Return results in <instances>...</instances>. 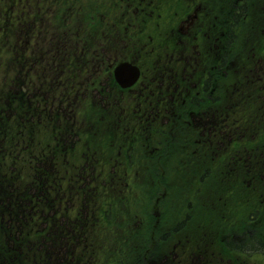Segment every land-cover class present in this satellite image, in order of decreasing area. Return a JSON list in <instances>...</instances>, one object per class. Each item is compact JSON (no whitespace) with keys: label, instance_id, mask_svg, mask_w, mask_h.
Masks as SVG:
<instances>
[{"label":"flooded vegetation","instance_id":"af4514ba","mask_svg":"<svg viewBox=\"0 0 264 264\" xmlns=\"http://www.w3.org/2000/svg\"><path fill=\"white\" fill-rule=\"evenodd\" d=\"M206 4L207 2L202 5L199 1L190 4L189 12L182 18V22H186L189 30L191 26L203 25L208 20L212 9L207 7ZM246 6L247 0H234L232 6L219 8L220 13L224 14V19L223 21H216L214 23L234 26L236 14L241 11L243 25L237 29L238 34L241 36L238 39L239 45L253 50V46L259 45V43L264 44V29L258 27L262 24L261 21L251 22L249 12H246ZM255 7L251 11L261 13L264 18V0H256ZM255 17L257 18V16ZM217 40L218 38L214 40L213 45L215 48L218 47ZM230 41L232 39L224 40L223 46L225 47L226 43L230 44ZM209 49L212 51L210 46ZM206 55L208 57L207 60L218 64L217 67L215 66L216 69L226 66V62L222 60V55H218L215 52L207 53ZM41 57L44 64L41 68L42 83L39 89L35 87L37 70L35 67L34 51L29 57V72L33 90L28 95V98L30 99V105H34L31 110L36 111V114L31 119L38 123L36 126L31 127L43 137L56 136L57 139H54L56 145L59 147V143H62L61 150H64V155H67V152H69L81 157L82 164L72 166L78 173L91 175L92 173L100 172L99 167L101 162L96 157L98 154L97 147L100 143L106 142L109 135L113 137L114 132H118L123 138V140H119L121 142L117 143V150L114 156H128V161H131L129 156L136 154L137 148L135 145L141 141V138L145 140L152 137L155 138L150 154L145 153L143 155V157L148 156L151 159L158 158L157 156L161 152L169 153L175 151L178 146L191 142L189 136L185 139V137L182 138L180 135H176L180 132L183 133L184 128L179 127V121L177 124L175 115L186 111L190 116H196V118L192 116L186 119L187 124H190L193 128L200 125L203 126L202 132L195 134L193 139L194 143H198V145L205 148L203 155H205L206 149L210 148L211 131H214L213 135H216L215 132L219 131V129L227 131L229 135L234 134L235 137L243 135L242 123L237 124L238 119H233L230 122L220 105L214 104L213 108H210L209 104H204L208 100L206 97H203V94L206 91L208 93V90L218 88V85L210 81L209 72L201 76L192 65H189L190 69L174 71L168 65L158 61L156 65L157 69H151L150 75L146 74V70L142 73L140 67L141 71L136 83L130 88L123 89L116 84L113 77V68L119 61L117 55L103 53L81 54L76 58L73 69H69L67 76L60 80L55 91H53L51 90L53 87L49 83V77L52 72L58 71L60 73L64 71V63H62L64 60L57 59V55L50 54H43ZM180 58H185L188 62L189 60H194L195 56L184 47ZM253 63L255 69L251 74ZM224 71L227 72L226 68ZM234 73L238 75L251 74V84L249 86L232 85L230 88L223 85L221 93L246 100L245 114L249 117L248 124L251 127L250 129L245 128V130H249V136L251 138L256 136V139L249 144L251 153L247 154L245 158L237 153L241 149L231 151L229 157L235 159L230 161L229 165L222 169V172H226L225 176L229 178L232 174V171H228L230 168H233L235 171H242L241 166H243V161H247L249 169L251 167L256 169L262 168L264 174V53L255 58L250 55L247 61L234 69ZM235 80H237V77ZM30 87L29 85L28 88ZM114 92L121 94V101L126 106V110L122 108V112L125 110V114L120 115L117 119L113 118L112 111L114 106L118 105L121 101L120 99L115 101L116 96ZM147 92L152 96V99L148 102L142 99V94ZM134 94H137V96ZM196 99L198 101H195ZM134 102L136 107H134ZM93 103L94 105H92ZM83 104H89L95 108L101 107V109L105 105L107 109L102 111V118L99 121L98 118L94 117V119L83 115ZM186 105L190 109L179 110L180 108H185ZM105 114L107 117H103ZM159 115L163 116L164 121ZM180 128L183 131H179ZM176 129L178 133L176 132L173 135V139L175 140L171 145V149L164 150L163 143L165 139L162 138H171L172 132L175 133ZM101 132L105 133L101 134ZM191 150V152L195 151L192 143ZM128 161L126 165L130 163ZM42 163L43 165L38 170L39 172H50L52 169H59L58 166L53 165L49 160H44ZM66 171L67 168H65ZM91 181L92 178L86 183L81 181V185L77 183L78 188L74 187V191L68 188L63 189L61 196L49 200L52 203L49 204L48 217L44 221H55L56 225L63 210L65 212L63 216L64 220H67V209L76 210L80 214H88L89 212L93 214L95 211L94 206L89 207V203H83L84 195L90 199H94L93 183L87 185ZM258 184L260 186L257 188L264 187V182ZM38 186L42 192L44 185ZM82 187L84 188L82 189ZM33 195H37V201L33 205V208L43 214L44 209L41 206L40 192L33 193ZM43 196L45 197L44 194ZM45 198L49 199L48 197ZM42 203L45 204L43 200ZM213 236V230L202 231V238L205 244L210 243ZM238 237L242 236L239 235ZM253 239L257 240L258 236L254 235ZM252 249L258 251V246L252 245Z\"/></svg>","mask_w":264,"mask_h":264},{"label":"rangeland","instance_id":"374dc122","mask_svg":"<svg viewBox=\"0 0 264 264\" xmlns=\"http://www.w3.org/2000/svg\"><path fill=\"white\" fill-rule=\"evenodd\" d=\"M199 1L202 5L206 4L207 7H210L212 10H218L221 7L227 8V4L222 3L220 0H127L124 1V4L122 6H118L117 8L124 12H131V14L134 16V20L131 21L129 16V21L131 23V29H130V35L136 37L138 41L142 39H146L151 35L152 40L154 42L153 45L155 46H163V44L167 43L166 35L168 38H176L175 30L171 29V22L172 21H179L177 24L176 31H179V27L181 26L182 22V16L186 15V12H189L190 10V4L193 2ZM8 7L7 8V6ZM77 5V7H73L76 9V11H80L79 15L75 16V22L70 24L76 30L78 33L84 32L83 36L86 37L87 43H91L93 46L97 43V37L96 34L98 31L94 32L92 30V26L90 25V16L88 18H85L83 16V12L81 13V10L83 9H91V7L94 4V0H0V15H2L3 19L0 17V177H10V180L12 181H18L20 180L19 173H21L26 178V173L30 174L31 171H26L27 166L29 165V162H34V156L31 157V150L27 148L28 145V139L27 136V127L28 122L31 123V116L29 113L30 108H32L34 105H30V99L28 98V95L33 90V84L32 79L28 75V65L24 63V60L26 59L28 55V48L30 47L31 39L27 36L28 31V25L37 20L40 19L38 16H36L35 13H39L42 10H45L47 13H51V11L59 13L60 11L67 10L68 6L71 5ZM37 5L40 7L37 9ZM255 3L250 0V3L247 0V9L252 8ZM6 12L8 13L9 17L6 16ZM13 14V16H11ZM55 14V13H54ZM82 14V15H81ZM215 18H218L220 13L218 11L214 12ZM11 16V17H10ZM125 16V15H124ZM51 17V16H50ZM53 20V17L50 18ZM40 21V20H39ZM72 21V20H70ZM2 22H4L5 26L1 27ZM36 22V21H35ZM90 22V23H89ZM53 22L46 20V26L39 25L40 30H43L45 32V29L47 27H51ZM200 23V22H195ZM92 24V23H91ZM103 28H101L102 31L110 30L111 25L109 23H104ZM205 27V26H204ZM60 31H57V35H60L59 41H63L64 36H66V31L68 27L65 28H59ZM40 30H36L37 32H40ZM98 30V29H97ZM181 30V29H180ZM121 31V30H120ZM184 33L180 35V37H183V35H186L187 30H182ZM204 32H201L200 35H198V38H206L205 30ZM121 39V34L118 32V30L115 31ZM146 32V33H145ZM46 33V32H45ZM39 35L37 34L35 36L38 39ZM46 38L49 39L46 43L51 47H54L53 37L46 34ZM41 38L39 37V40ZM150 39V37L148 38ZM190 37V42H191ZM196 38H193L195 40ZM78 41V40H76ZM132 40H130L131 42ZM176 43V42H175ZM194 44V43H193ZM75 45L74 48L77 52L79 47L77 46L76 42L73 41L69 46L66 48H72ZM127 48L128 45H125ZM37 48V47H36ZM138 47L131 45L130 52H132L136 58H139L142 60V65H146V74L150 75V70L152 66H156L158 64V61L160 59H155L157 55H154L152 57V60L146 53L142 52V55L139 51H136ZM197 49L199 50L200 47L196 46L192 49V52L194 55L198 56ZM124 52V50L122 51ZM146 52H150L146 51ZM168 55L166 58L168 59L167 63L173 67L174 69H177L174 60L170 57V54L172 53V56L174 54L173 48L167 49ZM199 58V57H198ZM182 67V66H181ZM209 70V76L210 81L214 84L218 85V88H213L212 90H208V93L206 91L204 97L207 98L208 102H205V105H210V108H213L214 104L218 103V99L222 101L223 99L227 98L226 93H221L220 88L226 83L228 79V74L225 72L226 66H224L221 69L216 68H210L207 67ZM227 74V75H226ZM54 74L52 73V76ZM226 75V76H225ZM229 79H233L232 76H229ZM41 79L37 77L35 86L39 85L41 83ZM225 82V83H224ZM31 86L28 88V86ZM149 91V90H148ZM115 101H118L121 96L120 94L114 93ZM148 95V96H147ZM148 97L152 99V96L149 92L146 93V96L144 95L145 101ZM241 98H238V100L235 102L234 106L239 107L241 103ZM195 101H198L196 99ZM94 105V103L92 104ZM126 107L123 101H121L118 105L114 106L113 109V118H118L120 115L125 114V110L122 112V108ZM136 107V104L134 105ZM13 108V110H12ZM192 108V107H191ZM107 107L104 105L102 108V111L106 110ZM20 112V117L17 119V121H14V112ZM132 111V107H131ZM101 112H97V115L99 116ZM161 119L164 118L163 116L159 115ZM195 117V115H189L188 113L184 114V118L188 119L191 117ZM94 118L93 116H91ZM97 116H95L96 118ZM94 118V119H95ZM177 119V118H176ZM100 121V120H99ZM182 121H179V127L182 126ZM178 124V120H177ZM182 128L179 129V131ZM177 130V129H176ZM178 133V130L176 131ZM190 130H187L185 132V136L183 134L179 133L176 135H180L183 137H188L191 133ZM105 132H101V134H104ZM91 134H93L91 132ZM31 138V137H30ZM165 139L163 143V149H168L173 144L172 138H162ZM172 139V140H171ZM35 140H37L35 138ZM119 140H123L121 135L118 132H114L113 137H109L106 139V142L100 143L97 147L98 154L96 157L100 160L101 164L100 167L105 166V169L102 170L98 174V179L96 180L99 184L104 183H113L114 186H116L115 182L118 180V174L113 173H105L110 170L109 164L105 163V159H113L114 155L116 153V146ZM32 141V140H31ZM154 142L148 140H145L144 138H141V141L138 142L135 146L137 148L136 154H132L129 156L131 159L130 162L132 169H128L126 165V160H122V169H120L119 177L123 175V172H125V169H127V172L129 173L130 170L135 174L132 175V178L130 182L136 183L137 180H140L142 182V186L137 185L136 189H141L144 195V201L142 208H145L148 211V214L151 218L152 224H150V228L147 229L146 235L144 238L139 239V244H143L145 242V248H144V255L145 259L143 257V263L142 264H149L150 262L148 259H156L157 256H160L162 251L165 250H171L173 247L175 250H177L178 256L181 261L188 260V256L185 254L184 249L186 248L184 237H179L177 234L174 236L171 235L170 230L167 231L168 228H171L175 225L176 221L184 218V216L189 214L192 210L191 207H193V203L188 208V202L187 200L189 198L188 196V183H190V180H187V173L194 170L195 166H186L184 164L185 158L182 156L177 164L175 162V158L177 154H172L170 156L164 154L163 152L160 153L158 159L151 160L148 156L143 155L147 153L148 155L151 152V147L153 146ZM47 142L44 143H37L35 147V151H38L39 153L45 152V155L47 154L49 156V151L53 145V143H50L49 146H47ZM126 146V145H125ZM44 147V149H43ZM124 147V146H122ZM29 153V155H28ZM61 153L63 155L64 150H61ZM44 155V154H43ZM46 155V156H47ZM61 154H59L58 157H60ZM136 156V158H135ZM168 156V157H167ZM48 158V157H47ZM126 158V157H125ZM128 158V156H127ZM30 159V161H29ZM168 159H172V161H168ZM50 160V158H49ZM60 163H53V165H58ZM72 165V162L70 163ZM119 170V169H117ZM263 169H258V176L260 178H255L253 180V183L255 184L254 188L256 190H259L260 188H257L260 186L258 183L260 181H264V174L262 172ZM140 173L139 175H136V173ZM50 178V174H48ZM58 174H51V177H57ZM131 176V175H130ZM128 176V177H130ZM200 174L196 173V175L193 177V180L195 181ZM78 177L74 175L72 177V181H75ZM29 180V179H28ZM246 179H243L245 181ZM53 181V180H52ZM251 179H249V182ZM120 182H125V179H121ZM145 182V183H143ZM206 183H198L197 189L194 191V197L197 200L198 203H196L197 206V213L196 216L198 220L203 219L208 221V225H214L215 220L213 219L211 221L210 218L214 216H220L223 211H225L228 207V202H221L217 205L214 203L212 204V201H205L206 197L210 194L211 190H203V186ZM111 186V185H110ZM177 186L181 187L179 190H177ZM107 187V185H106ZM13 190L12 187L9 188V192ZM113 191V189H112ZM243 200L246 201L251 194H253V190H251L249 187H245L242 190ZM154 202L159 205L155 213L159 215L161 218V225L160 227L157 226V228L154 225V218L152 215L153 210L156 207L154 205ZM134 204L135 208L139 209V200L133 201L131 205ZM128 206L126 204L124 205H114L113 203V218L115 219L116 214H121V210H126ZM225 208V209H223ZM132 214L134 215L135 209L131 207ZM231 209L236 211V207L234 205H231ZM2 210V216H4V223L0 222V252L2 254H6L9 252H13V250L10 247L11 242V226H12V220L11 218L7 216L10 213V210ZM1 218V217H0ZM136 219H129L128 223H125V228H123V231L114 233V230L112 229L111 233L106 232L105 237H102L101 239L106 240V242L103 244L101 251L109 250L112 251V243L118 241L119 246H122V248L118 249V257H121L125 259V257L133 258L132 263L135 261H139L142 256L143 252L140 254L139 259L137 260L139 254L137 251L140 247L132 249V243L135 241H131L134 234L131 233L132 230L135 228L133 226H136ZM3 220V219H2ZM189 218L187 219L188 222ZM116 222V220H114ZM175 221V222H174ZM113 223V222H112ZM190 223V221H189ZM31 228V227H30ZM56 228L55 225H50V228H48V232L44 234V240L41 244L42 248L45 250V254L38 257V263L44 264L45 261H47V264H56V262L60 263L61 259L64 258L65 254H67V251L72 246L71 244L67 245V242L64 244L62 243V240L59 236L56 235ZM91 230L94 231V234L97 233L98 236H101L102 229L100 228V225L96 224L95 226L91 227ZM43 231V230H41ZM258 233V230H256ZM5 233H8L10 235V238H6L3 235ZM169 233V234H168ZM113 235L116 239H113ZM20 237V242L24 240L25 238L20 236L19 231H14L13 238ZM143 236V235H141ZM39 237V236H38ZM10 239V240H9ZM54 239L59 243L54 242ZM27 240V239H26ZM264 241V237H263ZM147 242V243H146ZM97 243H100V240L97 241ZM178 243L181 244L180 247H178ZM67 245V246H66ZM109 245V246H108ZM19 247H21L19 245ZM37 246L34 245V243H30V246H25V250L21 251L16 250L14 251V254L17 255L18 264H29V261H32L38 256V249H36ZM263 249V248H262ZM35 253H37L35 256ZM250 253V252H249ZM248 254V253H247ZM243 254L242 259L246 262H249L251 264H264V255H260L257 253H253V255L250 254ZM147 255V256H146ZM244 255H247L249 258H246ZM128 258V259H129ZM161 258V257H159ZM185 258V259H182ZM215 259V258H214ZM64 260V259H63ZM130 260V259H129ZM214 263L218 262V259H215ZM163 263L161 260L157 262V264ZM182 263V262H181ZM213 263V262H212ZM4 264V262H2Z\"/></svg>","mask_w":264,"mask_h":264},{"label":"trees","instance_id":"16d2710c","mask_svg":"<svg viewBox=\"0 0 264 264\" xmlns=\"http://www.w3.org/2000/svg\"><path fill=\"white\" fill-rule=\"evenodd\" d=\"M116 1H119V0H94V4H93V6H92V9H90V11H88V12H85L83 15L84 16H87V18H88V16H90L91 15V17H90V22L92 23H90V25L92 26V29L96 26V24H94V21H95V17H94V15H98V10L96 11V9L97 8H103V9H105V10H108V8L110 7V6H114L115 4H116ZM118 23H120V22H118ZM248 217V216H247ZM247 217H246V220H247ZM251 220H253V219H250L249 220V222L251 221ZM124 222V221H123ZM122 222V223H123ZM224 223L225 224H227V225H230V226H232V224L234 225H236L237 223H233L232 221H230V220H228V221H226V219H225V221H224ZM237 226V225H236ZM243 227H244V223L242 222V225H241V228H239V225L237 226V228L238 229H240V230H243ZM238 229H237V232H240V231H238ZM244 229H245V227H244ZM224 230L225 231H232L233 229H231V228H228V227H226V228H224ZM235 231V230H234ZM241 232H244V230L243 231H241ZM248 239V240H247ZM246 239V241L244 242V243H242L243 245L242 246H240V245H238V244H236L235 245V248H244V247H246L247 245L248 246H250L251 248H252V245L253 246H258V248H260L261 250H264V241H263V239H262V237H259V239H253V236L252 235H250L248 238ZM250 241V242H249ZM230 244L229 243H227V241H221V240H219V242H218V246H219V248H225L226 246H229ZM263 248V249H262ZM261 252H264V251H261ZM125 263H128V264H130L129 262H127V261H122V264H125Z\"/></svg>","mask_w":264,"mask_h":264},{"label":"bare ground","instance_id":"6f19581e","mask_svg":"<svg viewBox=\"0 0 264 264\" xmlns=\"http://www.w3.org/2000/svg\"><path fill=\"white\" fill-rule=\"evenodd\" d=\"M242 25H243V19H242L241 11H239L235 17V25L231 26V28L235 30L241 27Z\"/></svg>","mask_w":264,"mask_h":264},{"label":"water","instance_id":"95a60500","mask_svg":"<svg viewBox=\"0 0 264 264\" xmlns=\"http://www.w3.org/2000/svg\"><path fill=\"white\" fill-rule=\"evenodd\" d=\"M127 64L126 63H121L119 64L116 69H115V76L118 80H120L119 78H121V76L123 75V70H124V67L126 66ZM125 84V83H124Z\"/></svg>","mask_w":264,"mask_h":264}]
</instances>
